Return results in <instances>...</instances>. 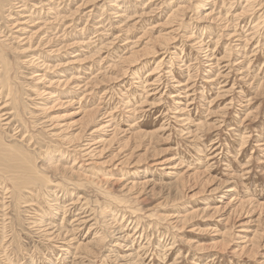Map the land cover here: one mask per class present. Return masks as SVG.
I'll use <instances>...</instances> for the list:
<instances>
[{
    "label": "rangeland",
    "instance_id": "374dc122",
    "mask_svg": "<svg viewBox=\"0 0 264 264\" xmlns=\"http://www.w3.org/2000/svg\"><path fill=\"white\" fill-rule=\"evenodd\" d=\"M0 264H264V0H0Z\"/></svg>",
    "mask_w": 264,
    "mask_h": 264
},
{
    "label": "bare ground",
    "instance_id": "6f19581e",
    "mask_svg": "<svg viewBox=\"0 0 264 264\" xmlns=\"http://www.w3.org/2000/svg\"><path fill=\"white\" fill-rule=\"evenodd\" d=\"M3 8V7H2ZM57 9V8H56ZM55 9V10H56ZM2 10V9H1ZM3 11V10H2ZM3 58V57H2ZM4 63V62H3ZM9 67V66H8ZM9 69V68H8ZM155 73V72H154ZM149 84V83H148ZM142 104V103H141ZM135 128V127H134ZM141 134V133H140ZM246 143V142H245ZM260 144V143H259ZM25 159H27V158H25ZM76 164V163H75ZM74 166V165H73ZM32 183V182H31ZM151 183V182H150ZM147 184V183H146ZM14 187V186H13ZM116 200V199H115ZM6 234V233H5ZM87 247V246H86ZM168 247V246H167Z\"/></svg>",
    "mask_w": 264,
    "mask_h": 264
}]
</instances>
